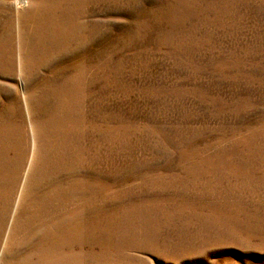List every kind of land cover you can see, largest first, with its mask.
Listing matches in <instances>:
<instances>
[{
	"label": "rangeland",
	"instance_id": "374dc122",
	"mask_svg": "<svg viewBox=\"0 0 264 264\" xmlns=\"http://www.w3.org/2000/svg\"><path fill=\"white\" fill-rule=\"evenodd\" d=\"M0 0V264H264V0Z\"/></svg>",
	"mask_w": 264,
	"mask_h": 264
},
{
	"label": "bare ground",
	"instance_id": "6f19581e",
	"mask_svg": "<svg viewBox=\"0 0 264 264\" xmlns=\"http://www.w3.org/2000/svg\"><path fill=\"white\" fill-rule=\"evenodd\" d=\"M17 2L22 6H26L28 4L26 0H17Z\"/></svg>",
	"mask_w": 264,
	"mask_h": 264
}]
</instances>
